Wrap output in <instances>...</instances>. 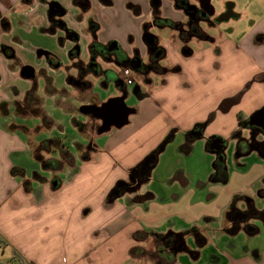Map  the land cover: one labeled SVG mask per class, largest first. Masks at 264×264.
<instances>
[{"label":"crops","instance_id":"crops-1","mask_svg":"<svg viewBox=\"0 0 264 264\" xmlns=\"http://www.w3.org/2000/svg\"><path fill=\"white\" fill-rule=\"evenodd\" d=\"M67 1L69 12L79 11ZM87 1L94 7V18L106 26L101 41L114 39L105 48L113 43L127 47L129 34L137 42L124 0H113L114 7L103 12L98 0ZM14 18L10 32L0 34V47L13 48L22 60L26 57L24 67L34 70V79L39 51L61 59L62 35L49 32L42 21L20 29ZM217 42L195 49L187 59L169 52L168 67L181 69L155 79L149 92L128 79L123 94L127 106L133 95L138 98L129 106L136 112L126 126L101 135L100 126L95 132L92 128V122L101 121L80 109L103 103L97 91L101 85L116 88V81L99 78L82 98L62 71L42 65L49 81H37L41 113L22 115L16 108L32 79L9 73V65L0 60V105L6 104L7 110L0 109V250L9 264H134L132 249L146 243L137 240L138 233L186 235L193 230L203 244L191 234L195 244L187 245L188 252L179 253L175 264H264V249L254 248L264 223V130L249 125L250 117L264 107V17L229 48ZM58 111L65 114L63 125ZM15 116L27 126H14ZM40 119L41 127L28 125ZM198 126L202 134L195 136ZM57 128L69 140L60 139L71 160H63L51 147L45 150L51 138L39 137ZM216 141L225 146L224 161L211 146ZM75 143L84 150L75 149ZM56 151L59 157H42L43 152ZM29 166L49 171L48 177L34 173L31 178ZM53 172L58 185L53 181L51 188ZM203 189L209 191L207 198ZM258 210L261 215L250 214ZM217 222L220 226L213 229ZM230 240L235 244L229 245Z\"/></svg>","mask_w":264,"mask_h":264},{"label":"rangeland","instance_id":"rangeland-1","mask_svg":"<svg viewBox=\"0 0 264 264\" xmlns=\"http://www.w3.org/2000/svg\"><path fill=\"white\" fill-rule=\"evenodd\" d=\"M186 2L191 6L200 5L199 0H186ZM67 3V0H0V34L10 32V19L15 17L16 20L19 21L18 26L20 29H22V27L28 28L29 25H38L42 21L52 29V31L49 29V32L55 33L59 31V34L62 35V41L59 47V54L62 56L61 59L57 55L45 51H39L37 53L38 60L35 66L38 68L35 70V78L30 80V91L31 93L33 91L36 98H38V79L40 77H45L47 81H49L46 75L47 70L42 69V65H45L49 69L62 71L70 79L68 82L70 81L73 89L76 90V92L78 91L76 94L82 98L86 97L87 90H89L94 83H97L99 78L106 79V82L110 80H120L123 83V85H116V88L113 84L111 89L110 87L106 88L105 85H101L97 93L101 100H103L102 102L110 98L108 97L110 93L111 95H123V90L126 88L128 79H131L140 89L149 92L155 79H162L160 78L161 76L164 78L165 76L180 71L181 68L179 66L172 65L168 67V65H170L169 52H176L181 58L187 59V56L190 53H194L195 49L198 51L201 49L205 50L211 48L212 44L217 45V40H219L221 44L224 43V48H229L231 46L229 44H236L239 42L240 35L250 31L254 22L264 17V0H211L210 4L214 8L215 17H220L227 10L229 4L234 5L231 12L232 15L236 17H230L228 20H224L218 24L217 19L212 22L213 18L206 23L196 21L189 15L186 7L180 5L181 1L179 0H124L125 10L128 11L134 19V26H136L138 35L137 42H135L136 38L134 35L129 34L127 38L128 44H126L127 47H123L120 44L118 47L107 49L105 47H111L110 44L114 39H106V44L101 41L106 26L104 27L101 22H98V20L94 18L95 15L93 11H91L94 7L91 5V2L87 0H71V5L77 8L79 13L75 10L69 12L66 5ZM114 5L113 0H98L99 12H103L108 7H114ZM89 10L91 11L90 13ZM111 33L117 34V30H113ZM13 41L16 44H18V42L21 43L17 38H13ZM216 47V53H219L218 46ZM123 56L134 61L136 64L138 63L140 65L137 68L138 70L133 69L132 66L121 64L124 58ZM0 60L3 61L5 65H9V73L12 74V72H17V77L20 79L22 78L21 69L29 63L26 57L22 60L16 55L13 48L7 46L0 47ZM41 60L43 64L39 63ZM126 68L132 70V72L126 75V71H128L125 70ZM109 76H112L113 79H109ZM83 85H85V87ZM47 90L48 92L54 91V89L50 88ZM30 91L28 93H30ZM80 91H82V93H79ZM61 93L63 95L65 94L63 92ZM24 97L25 96L21 95L20 105L26 103L25 100H23ZM92 97L95 99L94 94ZM137 102L138 98L135 95L128 99L129 106L133 107ZM28 103L30 108L41 110V106H38L33 101ZM55 113L57 114V118L62 121L61 124L63 125L66 121H64V112L58 111ZM14 120H16L14 126H27L20 116H15ZM43 120L46 121V119ZM100 124L101 122L99 121L92 122V128L94 130L92 131L95 132ZM28 125L36 128L37 126L41 127L43 123L40 119L38 123H33V125L30 123ZM46 126L51 127V124L47 123ZM19 130L24 132L23 129ZM36 131L38 132L39 129ZM61 135V130L57 128L56 131H46L39 135V137L42 138V140L51 138L55 140L61 139L64 142L69 141L66 140L67 137H62ZM74 146L75 149L80 150V152L84 150L81 144L75 143ZM50 147L52 148V146ZM46 150L49 149L46 147ZM58 152H51L50 155L43 152L42 157L44 159L49 156L59 157ZM70 155V153L64 152L61 154V157L63 160H68ZM34 161L37 162V159H34ZM28 168L30 169L31 178L34 177V173H37L42 178L48 177L49 171L44 170L43 172L42 167L39 169L29 166ZM56 179L55 172H53L50 179L51 181L48 182L43 179H39V181L41 183L47 181L51 187V182ZM202 192L205 198L209 196V191L207 189H203ZM261 201H264V199ZM261 201L258 203L259 207L263 205ZM250 214L256 217L259 214L261 215L259 210L253 211ZM262 215H264V213ZM261 224L263 230L256 236L257 239L254 248L264 249V223ZM203 225H206L205 222H202L201 226ZM219 226L220 222H217L214 224L213 229ZM231 241L232 240L229 241V245L235 244L234 241ZM152 242L151 239H148L144 247L150 250L154 249ZM186 242L187 245L190 246L195 244V239L190 236L186 239ZM1 254L2 249L0 250L1 261L3 264H9L8 261H6L7 257H3ZM188 257L191 259L190 254H188ZM192 262L206 264L205 262L199 263V261L193 260ZM181 263L184 264L183 262ZM134 264H153V262H150L147 258H143L135 260Z\"/></svg>","mask_w":264,"mask_h":264},{"label":"water","instance_id":"water-1","mask_svg":"<svg viewBox=\"0 0 264 264\" xmlns=\"http://www.w3.org/2000/svg\"><path fill=\"white\" fill-rule=\"evenodd\" d=\"M211 0H200L202 5L206 7H210L212 11L209 13V16L214 15V9L210 4ZM116 47V43L112 44V48ZM126 65L132 66L133 69H136L140 65L134 62H127ZM21 77L27 80H30L34 77V70L30 67H23L21 69ZM115 84L117 86L123 85L122 81L116 80ZM126 94H123L118 97H111L107 101L103 102L101 105H88L84 106L80 109V111L84 114L91 115L93 118L101 121V126L98 128V134H104L110 131L113 127L117 129H121L122 127L126 126L129 123V117L135 114V109L132 107L127 106L126 104ZM250 126H257L264 130V107L254 113L249 120ZM195 136H200L202 134L201 130H194L192 132ZM212 148L215 150L216 153L219 155L220 161H224V157L222 156V152L225 149L224 144L219 141L212 143ZM58 182L54 181L53 186H57ZM117 196H120V193H117ZM176 235L180 236L179 239V248L175 250V254L179 253H187L188 246L185 239V236L181 233H175Z\"/></svg>","mask_w":264,"mask_h":264},{"label":"trees","instance_id":"trees-1","mask_svg":"<svg viewBox=\"0 0 264 264\" xmlns=\"http://www.w3.org/2000/svg\"><path fill=\"white\" fill-rule=\"evenodd\" d=\"M123 64L127 63V60L126 59H122L121 61ZM30 101H33L35 104L38 105L39 103V100L38 98H36L34 96V93L32 91H30V93H27L26 95V98H25V102H26V105H18V107L16 108V111L19 112V114H22V115H26V114H34V115H40L41 113V110L40 109H32L29 107V105L27 104V102H30ZM0 109L4 112H6V104H1L0 105ZM239 118H241V116H239ZM200 127V126H198ZM198 127H196L195 129L198 130ZM44 148L46 150V147L49 149L50 146H52V148H54V150H58L61 154L64 153V152H68V150H66V146L64 144L61 143L60 140H55V139H51L50 141H48L47 143H44ZM43 148V147H42ZM43 148V149H44ZM56 148V149H55ZM69 153V152H68ZM85 157V156H84ZM156 155L154 154L151 159H155ZM36 158H41L39 155L36 156ZM68 160H71V156H69ZM45 167L46 168H50V167H53L52 164H48V163H45ZM16 172V171H14ZM151 236V235H150ZM148 235V233L146 232H142V233H138L136 235V238L138 241H141V242H145L147 239H149L150 237ZM153 236V235H152ZM151 236V237H152ZM165 235H155L153 238V242H154V249L150 250L148 248H145V247H135L132 249V258L134 260H140V259H143V258H147L150 262H153V264H175V261H176V257L173 255V254H170L168 251L166 252H161V249L163 248L162 246V238L164 237Z\"/></svg>","mask_w":264,"mask_h":264},{"label":"flooded vegetation","instance_id":"flooded-vegetation-1","mask_svg":"<svg viewBox=\"0 0 264 264\" xmlns=\"http://www.w3.org/2000/svg\"><path fill=\"white\" fill-rule=\"evenodd\" d=\"M179 1H181V4H180L181 6H185L186 7L187 12L189 13L190 16H192V18L195 19L196 21L201 22V23H206L207 21H210V19L213 18L212 22H213V20L215 21L217 19V24H218L222 20H227L230 17H234L235 16V15H232V12H231L233 7H234L233 4H229L227 10L220 17H215V11H214V15L213 16H209V13L212 11V9L210 7H206V6L202 5L201 2H200L199 6H196V5L191 6L190 4L188 5L186 0H179ZM121 64H123V63L121 62ZM94 104H97V103L93 102L92 105H94ZM101 104L102 103H100L99 105H101ZM101 124L99 126H101ZM201 129H202L201 127H198V130H201ZM146 233H148V232H146ZM181 234H183L185 236V239L187 238V236H190L191 234H194V235H196L198 237V238H196L197 239V244H199V245L203 244L202 238L199 235H197L198 233H196L195 230L191 231V233H186V235L184 233H181ZM148 235L149 236L153 235L152 237H154L155 235H159V234L148 233ZM151 236L149 237V239H151L153 241V238ZM179 239H180V236L176 235L173 231H168L166 233V235L162 238V242L161 243H162L163 248L161 249V252L163 253V252L168 251L170 254H173L176 257L178 254L177 255L175 254V250L179 248V244H180ZM153 245H154V242H153ZM191 254L195 255L196 253L193 251Z\"/></svg>","mask_w":264,"mask_h":264},{"label":"built area","instance_id":"built-area-1","mask_svg":"<svg viewBox=\"0 0 264 264\" xmlns=\"http://www.w3.org/2000/svg\"><path fill=\"white\" fill-rule=\"evenodd\" d=\"M129 74V71H126V75Z\"/></svg>","mask_w":264,"mask_h":264}]
</instances>
